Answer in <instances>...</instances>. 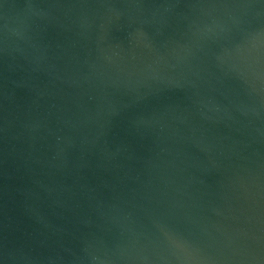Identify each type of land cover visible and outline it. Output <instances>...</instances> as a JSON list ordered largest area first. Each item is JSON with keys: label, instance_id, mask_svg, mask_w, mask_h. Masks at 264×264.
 <instances>
[{"label": "water", "instance_id": "water-1", "mask_svg": "<svg viewBox=\"0 0 264 264\" xmlns=\"http://www.w3.org/2000/svg\"><path fill=\"white\" fill-rule=\"evenodd\" d=\"M0 264H264V0H0Z\"/></svg>", "mask_w": 264, "mask_h": 264}]
</instances>
